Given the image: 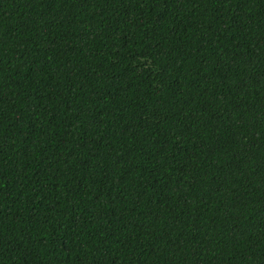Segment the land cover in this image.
I'll return each mask as SVG.
<instances>
[{"label": "trees", "instance_id": "1", "mask_svg": "<svg viewBox=\"0 0 264 264\" xmlns=\"http://www.w3.org/2000/svg\"><path fill=\"white\" fill-rule=\"evenodd\" d=\"M0 264H264V0H0Z\"/></svg>", "mask_w": 264, "mask_h": 264}]
</instances>
